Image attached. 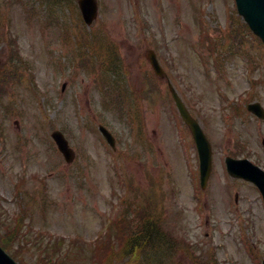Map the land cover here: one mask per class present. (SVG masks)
I'll list each match as a JSON object with an SVG mask.
<instances>
[{"label": "rangeland", "instance_id": "obj_1", "mask_svg": "<svg viewBox=\"0 0 264 264\" xmlns=\"http://www.w3.org/2000/svg\"><path fill=\"white\" fill-rule=\"evenodd\" d=\"M97 1L88 27L77 0H0V245L18 264L44 255L104 264L109 223L128 215L133 230L134 209L153 196L157 233L172 239L163 250L129 247L110 264H201L196 255L206 264H262L261 194L230 177L225 161L264 169V121L245 107L264 106V44L243 26L235 0ZM150 50L211 142L203 189L193 136ZM56 130L72 162L52 139ZM121 227L130 229L120 220L113 230Z\"/></svg>", "mask_w": 264, "mask_h": 264}, {"label": "water", "instance_id": "obj_2", "mask_svg": "<svg viewBox=\"0 0 264 264\" xmlns=\"http://www.w3.org/2000/svg\"><path fill=\"white\" fill-rule=\"evenodd\" d=\"M238 3V10L244 17L245 21L250 24L251 29L258 36H260L264 42V0H236ZM80 10L87 25H91L98 15V3L97 0H78ZM150 62L159 76L163 75V70L157 60L156 54L153 51L149 52ZM173 91V96L176 101L177 107L190 126L201 159V175L202 182L205 186L207 179L210 175L212 168V150L209 141L207 140L204 132L199 124L191 118L185 105L181 101L177 93ZM249 111H252L259 118L264 119V108L260 104H251ZM100 130L107 141L114 147L115 139L112 134L103 126ZM52 137L57 142L60 150L65 155L67 161H72L74 158V152L69 147L68 141L60 131H55ZM230 173L235 177H243L253 183H255L259 189H261L264 196V171L252 164L248 160H233L231 158L227 161ZM0 264H17L1 247H0Z\"/></svg>", "mask_w": 264, "mask_h": 264}, {"label": "trees", "instance_id": "obj_3", "mask_svg": "<svg viewBox=\"0 0 264 264\" xmlns=\"http://www.w3.org/2000/svg\"><path fill=\"white\" fill-rule=\"evenodd\" d=\"M153 211L150 208H143L142 211H135V217L132 220L133 230L128 223L129 219H123V223H125L126 226H129L130 229L125 231L124 227L119 228V234L117 233L116 237L119 238V240H125V246L122 248L124 252H127L128 248L130 247L135 251L143 253L146 251L148 246L156 247L157 250H160V248L163 250V245L161 243L162 236L154 235L157 229H159V217H157ZM128 234H130V236H127ZM4 241L5 240L2 239L1 243ZM107 241V244L109 243V247L112 246V237H108ZM176 247L181 250L182 243L180 242L179 245H176ZM195 259H199L201 264H206V261L203 260V257L196 255L194 258H192V260ZM38 264H57V262L53 258L47 257V259H40Z\"/></svg>", "mask_w": 264, "mask_h": 264}]
</instances>
